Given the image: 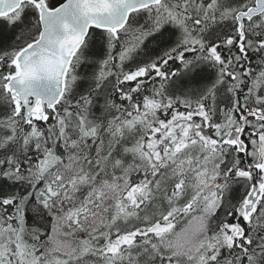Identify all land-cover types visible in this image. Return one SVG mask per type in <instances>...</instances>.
<instances>
[{"label": "snow or ice", "instance_id": "6c2138e0", "mask_svg": "<svg viewBox=\"0 0 264 264\" xmlns=\"http://www.w3.org/2000/svg\"><path fill=\"white\" fill-rule=\"evenodd\" d=\"M0 264H264V0H0Z\"/></svg>", "mask_w": 264, "mask_h": 264}, {"label": "trees", "instance_id": "16d2710c", "mask_svg": "<svg viewBox=\"0 0 264 264\" xmlns=\"http://www.w3.org/2000/svg\"><path fill=\"white\" fill-rule=\"evenodd\" d=\"M95 51H97V52L100 51L99 46H97V49H96ZM114 54H115V53H114ZM181 110H183V109L181 108ZM4 190H5V191H8L9 189L5 188ZM180 226H182V225H180ZM178 228H179V226H178Z\"/></svg>", "mask_w": 264, "mask_h": 264}]
</instances>
